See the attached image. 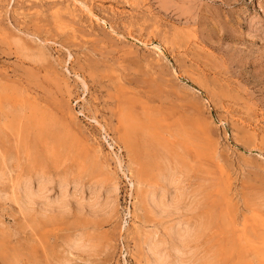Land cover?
Masks as SVG:
<instances>
[{"label":"rangeland","instance_id":"374dc122","mask_svg":"<svg viewBox=\"0 0 264 264\" xmlns=\"http://www.w3.org/2000/svg\"><path fill=\"white\" fill-rule=\"evenodd\" d=\"M0 83L77 137L85 199L102 166L118 184L108 220L71 213L32 228L0 201V264H145V231H162L133 187L142 135L128 140L126 111L192 123L186 204L196 194L193 213L212 219L201 242L217 264H264V0H0ZM5 135L15 168L22 152ZM83 225L95 250L67 251Z\"/></svg>","mask_w":264,"mask_h":264},{"label":"bare ground","instance_id":"6f19581e","mask_svg":"<svg viewBox=\"0 0 264 264\" xmlns=\"http://www.w3.org/2000/svg\"><path fill=\"white\" fill-rule=\"evenodd\" d=\"M14 90L0 85V201L7 200L16 205L21 217L27 219L32 228L71 213L78 218L88 217L87 220H108L116 210V178L103 166L98 174L95 173L96 178L92 172L91 177L95 180L87 183V187L93 196L85 199L83 190L86 186L81 175L85 172L83 165L89 160L86 150L84 153L77 137L63 123L38 105L28 104L23 97L19 99ZM122 118L130 142L141 131L143 152L133 158L135 167L130 175L135 191L141 194L142 204L151 215V222L162 231L156 237L145 231L144 263L217 264V251L213 252V245L208 241L201 242L206 231L212 228L211 216L204 210L193 213L196 194L186 204V199L196 193L191 177L197 172L198 151L193 144L192 123L177 120L171 127L165 124L167 118L150 115L138 123L131 111L123 112ZM5 132L15 138L17 148L22 152L23 161L15 168L10 166L11 154L7 151ZM171 136L176 138V144L171 142ZM78 228L68 241L67 251L93 252L96 239L90 237V227ZM61 260L60 264L70 262L68 257Z\"/></svg>","mask_w":264,"mask_h":264}]
</instances>
